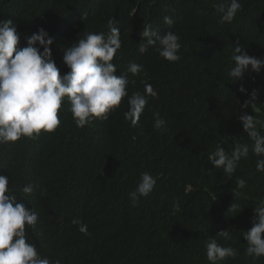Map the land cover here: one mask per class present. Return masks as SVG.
I'll list each match as a JSON object with an SVG mask.
<instances>
[{"label":"trees","instance_id":"16d2710c","mask_svg":"<svg viewBox=\"0 0 264 264\" xmlns=\"http://www.w3.org/2000/svg\"><path fill=\"white\" fill-rule=\"evenodd\" d=\"M218 2L0 0V20L10 18L17 25L19 47L40 28L49 33L61 75L69 71L63 49L85 31H107L108 21L114 20L122 40L113 59L116 75L135 61L144 71L128 74L134 81L129 95L143 94L146 83L158 93L148 98L136 127L123 118L127 98L107 120L84 128L76 126L65 99L54 132L42 130L34 139L0 145V172L10 178V187L19 194L24 185H33L24 200L38 213V221L26 232L42 255L61 264H209L205 239L229 228L233 240L228 243L240 255L221 264H264V257L254 261L243 254L247 245L242 233L252 226L254 206L264 201L258 158L250 150L231 180L207 159L217 144L226 151L235 141L251 146L237 118L241 111L264 120V69L237 82L227 76L237 45L248 55L264 57V0H240L242 9L223 25L217 22ZM165 15L174 20L171 27L163 23ZM147 23L156 35L170 30L180 36L179 61L164 60L151 45L140 51L147 38L139 33ZM253 89L259 90L253 102L258 113L251 106L240 108ZM156 111L167 122L163 131L153 129ZM144 171L156 178V186L132 207L128 193ZM241 178L244 189L236 186ZM174 199L180 203L176 213ZM232 202L243 209L227 211ZM73 218L86 223L90 235L80 233Z\"/></svg>","mask_w":264,"mask_h":264},{"label":"clouds","instance_id":"9594fccd","mask_svg":"<svg viewBox=\"0 0 264 264\" xmlns=\"http://www.w3.org/2000/svg\"><path fill=\"white\" fill-rule=\"evenodd\" d=\"M214 7L219 15L217 22L223 25L232 23L242 9V3L240 0H219ZM163 23L171 27L174 20L165 15ZM120 33L121 30L111 19L107 31H85L63 49V63L69 71L61 75L50 48L53 38L45 29L40 28L26 38V46L19 47L17 25L10 18L0 20V145L15 143L21 138L34 139L42 130L54 132L61 124L58 113L65 99L76 126L84 128L91 126L95 120H107L109 114L127 98L123 118L130 126L136 127L148 98H156L158 93L146 83L143 94L133 92L129 95L128 85L134 81L129 80L128 74L140 75L144 71L142 64L129 61L126 71L116 75L118 67L113 59L122 47ZM139 35L142 39L147 38V44H140L142 53L151 45L164 60H180L183 45L177 33L169 30L156 35L152 25L147 23L142 25ZM231 60L234 63L227 70V76L233 82L242 80L250 71L260 73L264 69V57L248 55L239 45L231 50ZM239 91L244 93L246 90L241 85ZM258 95L259 90L253 89L240 108L244 110L251 106L252 111L258 113L259 109L253 104ZM237 118L243 132L252 141L251 146L235 141L230 151H226L222 144H217L207 157L208 162L221 169L229 180L241 158H247L250 150L258 158L256 171L264 173V120L247 111H241ZM166 124L158 111L153 112L154 130L163 131ZM155 186L156 178L147 171L141 172L138 184L128 193L131 206L138 207L141 198L148 197ZM236 186L244 189L246 181L238 179ZM33 191V185L26 184L18 194L10 187V178L0 172V264H61L60 259L42 255L27 235L26 227L35 228L38 221V213L24 200ZM41 194H44L43 190ZM242 209L239 203L232 202L227 211L237 214ZM172 211H180L178 199H174ZM253 212L252 226L242 234L247 245L243 254L255 261L264 257V201L257 203ZM72 223L77 225L80 233L90 235L86 223L78 218H73ZM232 240L229 228L205 239V255L209 264H221L240 255L239 250L228 243Z\"/></svg>","mask_w":264,"mask_h":264}]
</instances>
